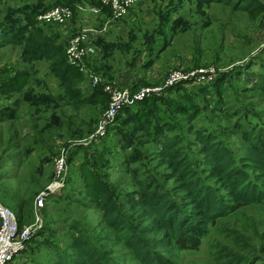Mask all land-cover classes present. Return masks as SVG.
I'll use <instances>...</instances> for the list:
<instances>
[{
    "label": "rangeland",
    "instance_id": "rangeland-1",
    "mask_svg": "<svg viewBox=\"0 0 264 264\" xmlns=\"http://www.w3.org/2000/svg\"><path fill=\"white\" fill-rule=\"evenodd\" d=\"M91 1H101L110 17L83 12ZM244 1L142 0L116 21L102 0H0V204L34 227L19 264H52L58 251L70 254L75 227L83 228L75 237L90 238L104 264H141L91 201L88 185L122 203L137 198L139 181L161 180L167 163L152 138L161 121L174 126L169 136L193 162L200 135L216 138L237 160L247 147L239 134L264 138V14L241 11ZM56 9L74 12L69 30L43 21ZM47 27L69 44L96 27L105 32L94 34V45L101 35L115 44L105 48V84L83 83L80 96L89 101L79 107L47 63L26 60L24 40ZM107 84L128 92L131 102L109 111ZM144 87L159 91L133 101ZM112 112L101 136V121ZM121 211L134 225L141 219L138 208ZM159 252L171 264H264V204L219 219L195 251Z\"/></svg>",
    "mask_w": 264,
    "mask_h": 264
},
{
    "label": "trees",
    "instance_id": "trees-1",
    "mask_svg": "<svg viewBox=\"0 0 264 264\" xmlns=\"http://www.w3.org/2000/svg\"><path fill=\"white\" fill-rule=\"evenodd\" d=\"M89 4L90 8L101 7V1H91ZM239 9L255 18L264 14V5L254 0L244 1ZM103 11L100 13L101 19L105 13L110 17L109 12ZM47 29H42L41 34H27L24 40L26 60L28 63H47L68 100L79 107L89 101L80 96V86L87 82V77L68 60L69 38L58 41L54 39L56 36H52L54 34L49 33L50 28ZM105 38V35H101L95 41V46L102 49L103 55L90 64H95L93 69L102 78L101 66L109 57L105 48L115 45L102 40ZM9 42L14 45L22 43L16 40ZM150 44L153 43L150 41ZM100 93L103 94V91ZM159 125L161 127L155 130L152 138L157 146V156L167 163L168 173L161 180L151 177L139 181L137 198H125L122 203L111 200L100 188L98 191L95 182L92 186L88 185L91 201L123 241L125 248L136 258L135 261L141 264H171L159 251H195L219 219L241 208L264 204V138L253 132L239 134L247 147L237 160L216 138L200 135V158L193 162L169 136L175 131L174 126L163 121ZM124 206L140 210L141 219L135 225L122 215ZM17 217L19 226L25 227L19 215ZM142 221L149 224L145 225ZM71 230L72 241L67 247L70 254L58 251L52 264H104L100 249L90 238L84 234L81 238L75 237V232H82L83 228Z\"/></svg>",
    "mask_w": 264,
    "mask_h": 264
},
{
    "label": "built area",
    "instance_id": "built-area-1",
    "mask_svg": "<svg viewBox=\"0 0 264 264\" xmlns=\"http://www.w3.org/2000/svg\"><path fill=\"white\" fill-rule=\"evenodd\" d=\"M142 0H102V3L106 7H110L113 20L121 21L125 17H128L130 10L137 7ZM84 11H90L95 16L100 15L103 11L102 8H81ZM74 17V12L71 9H56L51 14L43 17L45 20H54L55 24H61L65 26L66 30H69V25ZM97 20V19H96ZM68 24V26H67ZM104 29L98 30L96 33V27L85 28L81 31L80 37H76L68 46L67 54L70 64L79 67L86 75L89 82L94 83L96 86L104 81L103 78L97 76L95 72L89 68L99 51L94 45L92 40L94 34L100 35L104 33ZM105 80V79H104ZM109 83V82H108ZM95 86V87H96ZM105 91L112 97L111 109L114 111L122 103H129L128 92H118L113 85H105ZM159 90L151 88H141L133 98V101H143L150 97L153 93ZM115 112L108 113L101 121L99 128V134L104 136L106 127L109 124L110 119L114 116ZM63 161L60 164L63 165ZM43 197L38 201L40 207L43 206ZM0 264H19L20 257L29 250V245L34 234V227L25 226L21 228L19 226V220L16 214L9 208L0 204Z\"/></svg>",
    "mask_w": 264,
    "mask_h": 264
},
{
    "label": "crops",
    "instance_id": "crops-1",
    "mask_svg": "<svg viewBox=\"0 0 264 264\" xmlns=\"http://www.w3.org/2000/svg\"><path fill=\"white\" fill-rule=\"evenodd\" d=\"M96 19H99V21H101V19H100V18H98V17H96ZM106 21H107V20H106ZM106 21H105V22H106ZM71 22H72V21H71ZM105 22H103V23H105ZM121 23H122V22H121ZM107 36H108V35H107Z\"/></svg>",
    "mask_w": 264,
    "mask_h": 264
}]
</instances>
